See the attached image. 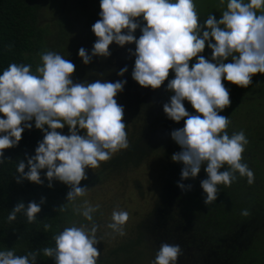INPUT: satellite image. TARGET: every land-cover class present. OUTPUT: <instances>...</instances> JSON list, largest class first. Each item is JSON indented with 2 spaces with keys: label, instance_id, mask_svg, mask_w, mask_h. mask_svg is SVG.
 <instances>
[{
  "label": "clouds",
  "instance_id": "clouds-1",
  "mask_svg": "<svg viewBox=\"0 0 264 264\" xmlns=\"http://www.w3.org/2000/svg\"><path fill=\"white\" fill-rule=\"evenodd\" d=\"M99 8V19L91 25L97 39L90 51L80 47L77 52L85 65L93 56L109 57L113 42L121 47L134 43V50H127L134 56L131 77L140 86L158 89L169 71L174 73L165 85L170 97L163 111L172 121H184L183 127L170 132L181 149L171 155L172 161L182 162L181 180L197 177L204 166L207 177L200 186L205 205L217 199L218 185H230L237 174L253 183L254 174L242 161L248 140L243 131L229 135L228 117L220 112L230 104L222 79L246 88L254 74H264V11H256L264 9V0H227L219 19L210 13L202 21L194 0H99ZM206 44L210 59L200 55ZM40 59L35 72L18 63L0 71V163L8 159L3 150L16 146L24 130L35 126L42 139L34 155L25 153L26 162L18 161L15 179L43 184L41 170H46L47 186L51 188L54 180L68 185L66 199L71 201L87 189L80 184L87 178L86 168L97 167L128 146L124 107L115 99L127 81L74 82L75 65L69 59L54 51L43 52ZM127 71L124 65L116 74L123 77ZM185 100L195 113L186 109ZM65 125L68 134L57 131ZM177 185L191 188L180 181ZM44 201L43 196L39 203L18 201L7 219L23 211L31 222ZM94 211L86 206L81 214L92 221ZM241 215L247 216L248 210L242 209ZM127 218L126 211L114 209L108 227L123 235ZM96 230L95 222L90 228L65 227L54 236V247L40 251L55 264H97ZM181 251L179 244L162 242L151 264H177ZM36 255L35 250L24 255L0 250V264H36Z\"/></svg>",
  "mask_w": 264,
  "mask_h": 264
},
{
  "label": "trees",
  "instance_id": "trees-1",
  "mask_svg": "<svg viewBox=\"0 0 264 264\" xmlns=\"http://www.w3.org/2000/svg\"><path fill=\"white\" fill-rule=\"evenodd\" d=\"M45 1L0 0V71L10 63H18L30 65V70L35 72L42 63L40 56L43 52L58 53L57 50H61L62 57L75 65L78 79L72 75L74 82L125 79L127 82L123 91L117 93L116 100L124 107L122 119L126 125L128 146L114 152L110 159L100 161V170L87 175L80 184L90 187L99 181L119 178L121 174L140 166L152 149L158 154L163 170L161 190L148 220L137 225L136 236L98 256L97 264H113L115 261L116 264H124L123 255L127 256L133 249L142 246V240H153L149 238L148 225L160 205H165L164 220H171L175 227L169 238L175 240L181 235L183 238L173 243L184 241L183 249L187 245L191 247L189 252L194 261L187 260L185 264H264V74H254L246 88L222 79L230 97V104L220 112L228 117L225 131L229 135L244 132L248 143L242 152V161L252 170L254 181L249 184L246 176L237 174L230 185H218L217 199L205 205L203 196L206 194L200 186L201 179L207 177L204 166L197 177L181 180L182 162L171 160V155L181 149L170 132L183 127L184 123L183 119L172 121L163 111V104L170 97L165 85L174 73L170 70L169 77L158 89L140 86L131 77L134 56L127 50H134V43L121 47L113 42L109 46V57L93 56L92 61L85 65L77 52L80 47L90 51L97 39L91 25L99 19V0H89L96 10L80 19L69 18L66 5H70L71 0H49L47 4ZM78 2V6L87 5L80 0ZM58 9V15L41 23V12ZM216 14L213 13L219 19L221 14ZM135 35H140L139 28ZM200 55L211 58V49L207 44ZM193 62L195 58L190 61V67ZM124 65L128 66V71L123 77L117 76L118 69ZM184 104L190 113H195L190 102L185 100ZM42 136L41 130L33 126L24 130L16 146L3 150L8 159L0 163V250L12 249L16 255L35 250L36 264H55L54 258L45 256L40 250L54 247V236L65 227L74 225L78 211L74 199H66L69 186L54 180L49 188L43 175L46 170H41L43 184L27 179L18 183L15 179L19 175L16 171L18 161L25 159V153L34 155L37 141ZM177 181L190 184L191 188L182 190ZM42 196L45 201L35 220L29 222L23 211L17 212L15 219H7L18 201H23L25 205L29 201L39 203ZM242 209L248 210L247 216L241 215ZM46 224L49 226L47 229L44 227Z\"/></svg>",
  "mask_w": 264,
  "mask_h": 264
},
{
  "label": "rangeland",
  "instance_id": "rangeland-1",
  "mask_svg": "<svg viewBox=\"0 0 264 264\" xmlns=\"http://www.w3.org/2000/svg\"><path fill=\"white\" fill-rule=\"evenodd\" d=\"M48 1L49 0H46L45 4H47ZM80 1L87 5L78 6V0H71L70 5H66V11L69 13L70 19H72V17L80 19L86 15L89 16L96 10L94 3L89 0ZM88 1L89 3H87ZM194 4L198 18L202 21L206 19L210 13H214L215 15H218L216 13L221 14L226 9L227 0H194ZM58 11L59 9L44 10L41 12V23L44 24L49 18L51 19L54 17L53 15H58ZM256 11L259 13L260 11H264V9H257ZM82 13L84 14L82 15ZM214 17L216 18V16ZM57 51L59 54L63 55V51ZM72 75H75V78L78 79L75 70ZM58 130L61 131V133L68 134V127L66 125L63 129ZM112 155L113 154H111L108 159H110ZM100 167L101 165L99 162L98 166L95 168H86V175L97 173ZM162 175L163 170L161 169L158 154L152 149L140 166L129 170L127 173L121 174L119 178L114 180L99 181L91 184L90 187L86 186L87 189L84 194L74 198V206L78 213L73 223L77 227L84 226L85 228H90L92 223L95 222L97 226L95 236L98 242L94 246L97 247L100 252L99 256L104 255L106 251L110 249L122 245L127 239L136 236L135 231L137 225L146 219L148 220V215H150L154 209V202L161 190ZM86 206L95 208V211L92 213V221L87 220L81 214L82 209ZM114 209L124 210L128 214L127 221L123 225V235L108 227V224L112 222L111 213ZM140 244H142V246L133 249L127 256L123 255L122 261L125 260L124 264H151L156 254L152 248V242L149 239H144ZM116 263L117 261L113 264Z\"/></svg>",
  "mask_w": 264,
  "mask_h": 264
},
{
  "label": "flooded vegetation",
  "instance_id": "flooded-vegetation-1",
  "mask_svg": "<svg viewBox=\"0 0 264 264\" xmlns=\"http://www.w3.org/2000/svg\"><path fill=\"white\" fill-rule=\"evenodd\" d=\"M156 209L157 210L155 212V217L153 221H151L150 224L148 225V230H149L148 232L151 235L149 238L152 237L151 239H153L150 241L152 242V247H154L155 249V253L157 249L159 248V245L162 242H167L169 244H175L177 242V239L183 238L181 235L178 236V238L175 240H171L173 238H169V234L170 233L172 234V231L175 229L174 224H172L173 222L171 220L170 221L164 220L163 211L165 210V205L157 206ZM178 243L182 251L178 257L177 264H185L187 260H190L191 262H193L194 261L193 255L191 254V252H189V250L191 249L190 245H187L186 248L183 249L185 247V242L178 241Z\"/></svg>",
  "mask_w": 264,
  "mask_h": 264
}]
</instances>
